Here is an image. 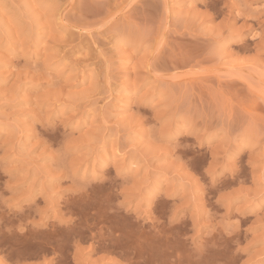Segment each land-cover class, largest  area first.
Returning a JSON list of instances; mask_svg holds the SVG:
<instances>
[{
	"label": "rangeland",
	"instance_id": "1",
	"mask_svg": "<svg viewBox=\"0 0 264 264\" xmlns=\"http://www.w3.org/2000/svg\"><path fill=\"white\" fill-rule=\"evenodd\" d=\"M0 264H264V0H0Z\"/></svg>",
	"mask_w": 264,
	"mask_h": 264
},
{
	"label": "bare ground",
	"instance_id": "2",
	"mask_svg": "<svg viewBox=\"0 0 264 264\" xmlns=\"http://www.w3.org/2000/svg\"><path fill=\"white\" fill-rule=\"evenodd\" d=\"M41 243V242H40ZM41 248V247H40Z\"/></svg>",
	"mask_w": 264,
	"mask_h": 264
}]
</instances>
